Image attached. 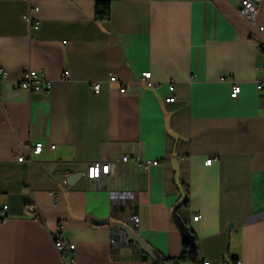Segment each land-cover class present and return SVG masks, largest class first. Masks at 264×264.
I'll return each mask as SVG.
<instances>
[{"label": "crops", "instance_id": "1", "mask_svg": "<svg viewBox=\"0 0 264 264\" xmlns=\"http://www.w3.org/2000/svg\"><path fill=\"white\" fill-rule=\"evenodd\" d=\"M239 1L111 0L100 21L97 0H0V264H65L56 236L78 264H264V0L256 24ZM30 69L50 91L16 86ZM133 215L156 259L117 228Z\"/></svg>", "mask_w": 264, "mask_h": 264}, {"label": "built area", "instance_id": "2", "mask_svg": "<svg viewBox=\"0 0 264 264\" xmlns=\"http://www.w3.org/2000/svg\"><path fill=\"white\" fill-rule=\"evenodd\" d=\"M238 7L243 14V16L250 21L253 24H256V14L258 10V2L255 0H240L238 2ZM36 9V8H32ZM27 19L32 22L33 16L31 13L27 15ZM259 31L264 35V25L259 26ZM261 48L263 49L264 53V42H261ZM260 69L264 70V62L260 66ZM0 72L2 74V78L6 79L8 77L7 72L0 68ZM67 74V72H65ZM143 80L149 83L150 85H153L152 81V72L151 71H145L142 74ZM222 80L230 79L229 77L223 76L221 78ZM110 82L120 85V92L125 93L127 91V88L125 84L115 75L110 74L109 78ZM18 88H24L31 92L38 91V92H48L51 90L53 86L52 80L42 76L38 70L30 69L27 70L21 80H19L16 84ZM176 86L172 84L170 86L171 94L166 98L167 102H174L177 97L174 94ZM257 88L259 91H264V78L257 81ZM93 89L95 92H99L101 89V83L100 82H94L93 83ZM242 91V86L239 82L234 81L233 89L231 92V96L233 98H237ZM44 149V143L38 142L33 146V148L30 150V156L32 152H42ZM27 159L26 156L22 155L19 157V160H25ZM130 160L129 155H123L121 158V161L127 162ZM215 161L214 157H210L206 160V164L210 165ZM160 163L159 160H146L141 163L143 167H149L150 165H158ZM112 165L109 161H96L91 164H89L86 174L89 178H100L102 176L109 175L111 173ZM9 204L6 202H3L0 196V228L4 222V220L7 217V213L9 210ZM27 210L29 212H37L38 208L34 205H29L27 207ZM264 217V212H263ZM200 214H195L193 216V220H199ZM130 223L136 227L139 224L140 217L138 215H133L129 218ZM55 246L58 249V251L61 253V256L63 258V261L65 264H78L76 259V249L77 245L75 242L67 241L59 236L55 237ZM204 264H211L210 261L204 260ZM238 264H243L242 260H237Z\"/></svg>", "mask_w": 264, "mask_h": 264}, {"label": "water", "instance_id": "3", "mask_svg": "<svg viewBox=\"0 0 264 264\" xmlns=\"http://www.w3.org/2000/svg\"><path fill=\"white\" fill-rule=\"evenodd\" d=\"M83 176V173H74L68 178L70 184H74ZM117 228L123 230L129 240L140 247V249L148 254L152 259H156V254L151 244H149L137 231L136 227L126 221L116 223Z\"/></svg>", "mask_w": 264, "mask_h": 264}, {"label": "trees", "instance_id": "4", "mask_svg": "<svg viewBox=\"0 0 264 264\" xmlns=\"http://www.w3.org/2000/svg\"><path fill=\"white\" fill-rule=\"evenodd\" d=\"M111 17V0H97L95 7V18L100 21L109 20ZM186 249L178 258H165L166 260H174V261H189L192 259V254L189 250V245L185 243Z\"/></svg>", "mask_w": 264, "mask_h": 264}]
</instances>
